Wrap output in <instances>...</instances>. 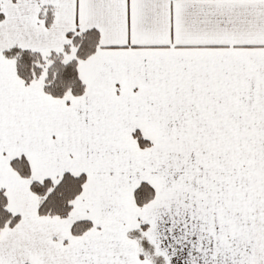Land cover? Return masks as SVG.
I'll return each instance as SVG.
<instances>
[{
	"label": "snow or ice",
	"instance_id": "snow-or-ice-1",
	"mask_svg": "<svg viewBox=\"0 0 264 264\" xmlns=\"http://www.w3.org/2000/svg\"><path fill=\"white\" fill-rule=\"evenodd\" d=\"M0 264H264V0H0Z\"/></svg>",
	"mask_w": 264,
	"mask_h": 264
}]
</instances>
